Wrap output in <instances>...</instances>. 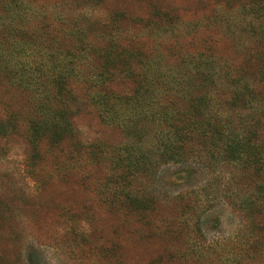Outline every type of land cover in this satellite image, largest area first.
Listing matches in <instances>:
<instances>
[{
    "label": "trees",
    "instance_id": "trees-1",
    "mask_svg": "<svg viewBox=\"0 0 264 264\" xmlns=\"http://www.w3.org/2000/svg\"><path fill=\"white\" fill-rule=\"evenodd\" d=\"M239 5L240 22L256 27V43L244 48L240 59L228 60L215 55L214 45L166 57L143 48L135 52L122 41L131 29L121 27L115 16L106 31L92 36L68 19H54L57 26L51 20L48 27L42 23L46 15L40 26L30 25L41 15L30 0H0V81L4 78L25 94L20 109H5L0 116V135L23 139L25 164L37 181L45 153L76 137L72 117L80 100L74 87L79 86L102 123L116 125L128 138L109 153L102 147L93 150L92 144L78 153L82 163L102 158L107 164L104 175L94 179L97 195L107 205L123 214H146L161 197L149 186L169 162L207 164L218 174L217 184L223 178L217 169L232 165L237 172L228 179L235 189L228 198L251 222L250 232L239 236L256 244L264 229L258 225L260 220L264 226V93L259 89L264 83V0ZM232 16L221 21L228 25ZM141 20L147 30L161 29L150 18ZM241 23L229 25L230 31ZM99 38L107 46L97 43ZM236 116L247 120L235 123ZM144 123L146 132L139 128ZM56 156L54 165L64 164ZM193 194L185 211L190 219L203 204Z\"/></svg>",
    "mask_w": 264,
    "mask_h": 264
},
{
    "label": "rangeland",
    "instance_id": "rangeland-1",
    "mask_svg": "<svg viewBox=\"0 0 264 264\" xmlns=\"http://www.w3.org/2000/svg\"><path fill=\"white\" fill-rule=\"evenodd\" d=\"M30 1L41 14L30 25L40 26V18L46 15L42 23L48 27L51 20L57 26L60 23L55 20L68 19V24L77 22L92 36L106 31L115 16L121 27L132 30L124 32L122 41L135 52L143 48L151 55L166 57L214 45L216 56L238 60L244 48L256 43L255 25L241 23L237 12L239 4L249 0ZM230 14L232 22L226 25L221 18ZM144 16L161 29L147 30L141 20L147 19ZM236 21L241 24L231 32L229 25ZM97 43L107 46L103 38ZM260 85L263 94L264 83ZM74 88L80 99L72 117L76 137L61 149L45 153L37 181L26 167L23 139L0 135V264H264V229L259 230L256 244L239 236L250 232L251 222L228 198L235 189L228 179L237 172L232 165L217 169L223 177L217 184L218 174L207 164L169 162L149 186L161 197L146 214H123L119 207L107 205L97 195L98 180L94 181L104 175L107 164L102 158L82 163L78 153L90 144L93 150L102 147L109 153L128 138L116 125L102 123L95 107L85 100L84 89ZM23 102L25 94L3 78L0 116L5 109H20ZM233 120L247 119L236 116ZM146 125L139 128L146 132ZM53 154H57L55 161L64 164L56 167ZM195 192L203 204L197 217L190 219L186 205ZM180 195L182 201L174 198ZM258 225L264 227L260 220ZM191 244L199 248L192 249Z\"/></svg>",
    "mask_w": 264,
    "mask_h": 264
}]
</instances>
